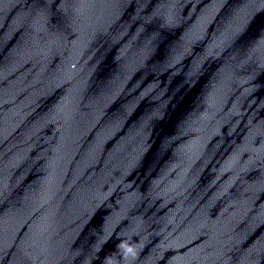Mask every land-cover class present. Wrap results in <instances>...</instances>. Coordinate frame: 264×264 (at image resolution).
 Returning a JSON list of instances; mask_svg holds the SVG:
<instances>
[{
    "label": "snow or ice",
    "instance_id": "6c2138e0",
    "mask_svg": "<svg viewBox=\"0 0 264 264\" xmlns=\"http://www.w3.org/2000/svg\"><path fill=\"white\" fill-rule=\"evenodd\" d=\"M261 16H264V12L258 13L257 16L251 21V24L252 25L257 24L259 22Z\"/></svg>",
    "mask_w": 264,
    "mask_h": 264
}]
</instances>
